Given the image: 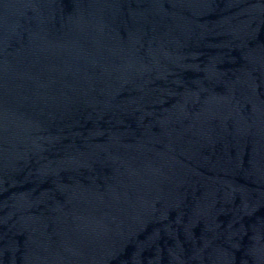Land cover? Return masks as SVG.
I'll list each match as a JSON object with an SVG mask.
<instances>
[{"label":"water","instance_id":"water-1","mask_svg":"<svg viewBox=\"0 0 264 264\" xmlns=\"http://www.w3.org/2000/svg\"><path fill=\"white\" fill-rule=\"evenodd\" d=\"M0 264H264V0H0Z\"/></svg>","mask_w":264,"mask_h":264}]
</instances>
